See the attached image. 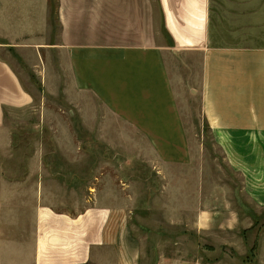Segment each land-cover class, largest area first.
Segmentation results:
<instances>
[{
  "label": "crops",
  "instance_id": "crops-1",
  "mask_svg": "<svg viewBox=\"0 0 264 264\" xmlns=\"http://www.w3.org/2000/svg\"><path fill=\"white\" fill-rule=\"evenodd\" d=\"M37 11L26 18L25 9L12 40L0 33V53L16 46L40 58L48 47L60 60L74 107L113 115L128 128L124 137L149 139L160 154L168 155L161 148L168 145L178 161L186 154L180 105L189 84L228 167L242 177L247 202L264 213V0L256 8L250 0H229L228 6L225 0H56L53 41L46 39L47 0H39ZM32 103L0 56V131L11 110ZM88 191L84 205L67 209L61 191L40 188L34 264L90 263L93 253L105 257L111 243L120 252V207L100 205L95 195L90 205ZM225 207H213V219L224 212L234 220L236 211ZM203 214L201 226L210 225ZM116 258L121 264V255Z\"/></svg>",
  "mask_w": 264,
  "mask_h": 264
},
{
  "label": "rangeland",
  "instance_id": "rangeland-1",
  "mask_svg": "<svg viewBox=\"0 0 264 264\" xmlns=\"http://www.w3.org/2000/svg\"><path fill=\"white\" fill-rule=\"evenodd\" d=\"M258 1L250 0V6ZM38 7L39 0H0L1 35L18 36L25 9L27 18L39 14ZM47 12L46 39L53 41L56 0H47ZM0 56L33 99L28 108L11 110L0 131V264H34L40 188L46 194L61 191L60 204L67 209L84 205L88 189L90 205L95 195L100 205L120 207V252L111 243L105 257L93 253L85 264H120L115 253L121 264H264V213L247 202L242 177L228 167L189 84L180 105L186 154L178 161L168 145H161L168 155L160 154L149 139L124 137L128 128L113 115L74 107L60 60L48 47L40 58L16 46ZM226 205L236 211L234 220L224 212L213 219V207L220 212ZM202 212L210 225L201 226Z\"/></svg>",
  "mask_w": 264,
  "mask_h": 264
}]
</instances>
